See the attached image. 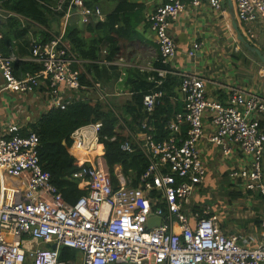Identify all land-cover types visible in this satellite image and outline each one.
<instances>
[{"label": "built area", "instance_id": "obj_1", "mask_svg": "<svg viewBox=\"0 0 264 264\" xmlns=\"http://www.w3.org/2000/svg\"><path fill=\"white\" fill-rule=\"evenodd\" d=\"M159 1L147 21L160 54L157 62L162 61L164 68L148 69L157 73V79L149 77L155 86L143 97L138 131L129 129L130 139L121 144L123 152L144 157V172L138 177L118 165L111 173L99 153L103 123L82 126L72 133L69 151L85 165L70 179L86 194L69 204L41 166L38 134L25 131L19 123L7 124L0 134V264H264V215L260 220L263 238L256 248H250L237 236L224 233L210 207L192 205L207 177L199 144L206 138L209 122L208 142L224 156L235 149L244 156L245 165L232 170L231 179L264 199V96L231 88L225 102L210 100L200 77L173 66L177 55L169 31L173 21L187 6L206 5L225 14L222 0ZM234 3L243 33L247 25L264 21V0ZM65 7V14L78 16L83 25L106 21L101 9L87 6L85 0H59L50 8L59 12ZM2 12L0 8V18L14 15ZM246 34L249 41L255 38L252 30ZM2 39L0 31L4 81L0 97L10 91L33 94L43 85L52 92L61 87L73 92L97 91L94 82L92 86L81 84L87 61L77 58L64 34L53 35L47 42L33 41L28 58L15 51L3 53ZM200 47L195 42L188 55ZM25 61L42 71L17 75V66ZM169 76L180 80L184 106L166 123V136L157 139L153 116L159 100L167 96L160 88ZM55 105L65 110L69 103L57 100ZM152 217H160L161 222L149 229ZM64 248L75 250L76 255L62 259Z\"/></svg>", "mask_w": 264, "mask_h": 264}, {"label": "crops", "instance_id": "obj_2", "mask_svg": "<svg viewBox=\"0 0 264 264\" xmlns=\"http://www.w3.org/2000/svg\"><path fill=\"white\" fill-rule=\"evenodd\" d=\"M38 1L43 5L55 7L59 0ZM120 2L121 0H99L96 4L107 20ZM127 3L135 6L134 11H128L131 16L130 23L136 25L140 19L142 20L136 27L138 36L129 41L124 49L125 60L117 58L108 61L106 59L110 45L107 26L102 32L92 34L86 31V25L81 24L76 15L65 14L62 18L50 17L48 29L28 19H19L24 27H28V32L25 35V42L21 41L22 39L14 40L13 49L19 52V46L25 47V50L20 51L21 56L25 58L30 56L33 41H43L45 32L64 34L71 20L78 21L86 38L96 37L100 45V59L98 63L89 64L92 65L91 77H89L96 84L97 91L89 89L73 92L61 87L57 92H52L47 85H43L37 92L28 95H20L12 91L5 92L0 97V134L9 123H19L24 126L25 131L33 130L44 116L57 108L55 105L57 100L71 104L86 101V99L102 100V96L103 101L116 111L122 122L129 125H127L129 129L138 131L137 122L140 118H134V115L127 111L129 104L132 106L133 85L138 81L136 76H130V71H134L138 77H143L144 73H147L148 79L149 77L157 79V73L148 69L164 68L157 66L159 52L155 35L147 21L148 16L161 2L159 0H127ZM227 8L226 4L224 14L206 5L201 8L187 6L173 21L169 30L177 45V55L173 66L176 70L200 77L206 85L207 97L210 100L225 102L231 88L242 90L247 94L264 96V66L236 41ZM239 27L242 31L240 24ZM247 29L255 34V38L249 42L264 52V21L247 25L243 30L245 36H247ZM195 42L200 43L201 47L193 56H189L188 51ZM106 61L114 63L108 65ZM25 63L29 62L25 61ZM94 64L99 66L98 71L93 68ZM179 83L172 88V96L166 103V111H170L172 116L184 106L178 90ZM3 84L4 81L0 75V89ZM261 126L264 128V120L261 121ZM205 128H208L206 138L199 144V148L207 177L197 189L192 205L210 207L219 217L224 233L237 236L241 242L246 243L247 247L256 248L263 238L260 220L264 215V199L260 193L247 192L237 180L230 177L232 170L246 163L241 151L235 149L230 156H224L218 147L207 141L208 134L212 131L210 122L205 124Z\"/></svg>", "mask_w": 264, "mask_h": 264}, {"label": "trees", "instance_id": "obj_3", "mask_svg": "<svg viewBox=\"0 0 264 264\" xmlns=\"http://www.w3.org/2000/svg\"><path fill=\"white\" fill-rule=\"evenodd\" d=\"M98 2L99 0H85L87 6L90 7H97L96 3ZM46 5L41 4L38 0H0V8L14 14L7 18H0L3 53L16 52L15 48L13 49L15 39H22L21 41L25 42L28 27H24L23 22L15 15L22 16L47 29L51 18L64 17L67 7L64 8V11L58 12L51 9L50 5ZM134 9L135 6L128 4L127 0H121L115 12L109 15L105 22L86 25V31L92 34L99 31L102 32L106 26L108 27L107 36L110 38L106 58L108 61H113L117 58L125 60L126 51L124 49L128 46L129 41L134 40L138 36L136 27L142 19L136 25L131 24V16L128 14V11H134ZM94 24L96 26H93ZM53 35H58V32H45L44 40L41 42L49 41ZM64 40L77 58L87 61L84 65L85 72L81 74V84L83 86H92L93 81L90 79L92 72L90 67L92 65L89 64L98 63L100 59L99 53L101 51L98 39L96 37L86 38L78 21L71 20L66 27ZM21 49L25 50V47L19 46V52H17L19 56L22 55ZM253 56L257 59L255 55ZM157 66L164 67L162 61ZM93 68L98 71L99 66L94 64ZM17 70V75L26 72L38 74L42 71V67L29 62L19 64ZM130 76H136L138 81L133 85L132 106L129 104L127 111L137 119L142 116L143 97L153 88L154 82L149 81L147 73H144L143 77H138V74L130 71ZM178 82L180 81L177 77L171 76L166 80L165 85L160 88V90L162 89L167 93V96L159 100L153 116L157 139L167 134L164 128L168 120L171 119L172 114L169 113L170 111H166V103L172 96V88ZM182 111L183 107L178 110V113ZM97 121L103 123L99 153L105 159L111 173H114L115 167L120 165L125 173L128 174L132 170L139 177L146 168V160L142 155L138 153L129 154L121 150L122 142L130 139V127H128L129 125L126 122H124L126 125L122 122L119 115L108 103L102 100L88 99L71 103L65 110L56 108L44 116L39 125L33 127V131L40 138L39 156L41 166L44 171L50 173L52 183L59 189L65 201L69 204H75L86 194L84 190L79 188L77 181L70 179V176L76 170L85 165L84 161L75 159L69 151L72 145L71 135L76 129ZM113 137L116 138L115 141L111 140ZM61 253L62 259H69L73 256L72 251L68 248L62 249Z\"/></svg>", "mask_w": 264, "mask_h": 264}, {"label": "water", "instance_id": "obj_4", "mask_svg": "<svg viewBox=\"0 0 264 264\" xmlns=\"http://www.w3.org/2000/svg\"><path fill=\"white\" fill-rule=\"evenodd\" d=\"M227 4V9L228 13L230 16V22L232 25V32L233 35L235 36L236 41L248 52L251 54L255 55L259 62L264 66V52L261 51L260 49L256 48L247 40L245 37L244 33L241 31L237 18H236V8H235V3L234 0H222V6L223 8L226 7ZM161 222L160 217H152L149 222H148V228H152L153 226L159 225ZM52 248L55 249L56 245H52Z\"/></svg>", "mask_w": 264, "mask_h": 264}, {"label": "rangeland", "instance_id": "obj_5", "mask_svg": "<svg viewBox=\"0 0 264 264\" xmlns=\"http://www.w3.org/2000/svg\"><path fill=\"white\" fill-rule=\"evenodd\" d=\"M2 10H3V9H2ZM9 13H10V12H7V11H5V10H3V12H2V14H3L4 16H7ZM44 247H46V246H42V248H44ZM72 253H73V256L76 255V251H75V250H72Z\"/></svg>", "mask_w": 264, "mask_h": 264}]
</instances>
